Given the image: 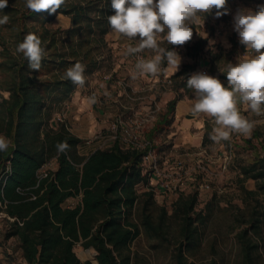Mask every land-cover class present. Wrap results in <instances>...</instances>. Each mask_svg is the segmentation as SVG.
I'll return each instance as SVG.
<instances>
[{
    "label": "trees",
    "instance_id": "16d2710c",
    "mask_svg": "<svg viewBox=\"0 0 264 264\" xmlns=\"http://www.w3.org/2000/svg\"><path fill=\"white\" fill-rule=\"evenodd\" d=\"M4 14L12 17L3 25L10 38L0 36V92L8 93V98L0 94V135L10 145L0 152V202L7 217L13 219H5V239L17 240L27 264H133L131 246L143 231L151 240L173 245L176 264H194L189 262V254L200 244V229L207 221L205 215L194 213L196 194L180 193L172 214L160 208L155 218V191L143 167L145 152L115 142L85 157L78 152L81 139L62 122L52 125L55 111L78 88L64 78L66 69L76 62L84 64L88 57V52L81 51L87 43L80 38L85 30L81 21L93 22L103 40L111 30L107 21L94 22L84 5L64 4L57 13L49 14L8 3L0 11V16ZM57 14L70 18L69 29L47 27ZM87 26L93 33L90 24ZM28 33L37 34L46 49L39 71H33L16 52ZM205 46L203 41L192 48L201 52ZM193 69L185 65L173 77L177 91L193 92L187 87L188 71ZM177 100L167 104L170 113ZM58 142L68 143L66 153L57 152ZM52 161L57 168H48L46 177L39 179L38 173ZM241 174L245 180L255 181V190L244 189L249 205H254L248 209L246 227L236 235L238 260L239 264H262L264 158L244 166ZM71 199H77L73 206L67 205ZM171 219L179 226L178 238L170 235ZM77 248L92 252V259L82 260Z\"/></svg>",
    "mask_w": 264,
    "mask_h": 264
},
{
    "label": "rangeland",
    "instance_id": "374dc122",
    "mask_svg": "<svg viewBox=\"0 0 264 264\" xmlns=\"http://www.w3.org/2000/svg\"><path fill=\"white\" fill-rule=\"evenodd\" d=\"M8 3L13 6L25 7V0H8ZM65 4L84 5L94 22L107 21L108 23V16L114 14L111 0H66ZM258 4H264V0H228L229 14L216 18L214 10L212 14L205 17L203 25H193L191 41L183 46H171L167 44L161 34L160 46L166 49L174 48L180 55L181 62L194 68L188 71L190 75L200 73L204 63L207 74L218 77L226 85L227 78L223 71L227 63L235 64L238 58H242L245 54V48L239 43L238 34L234 31L233 17L238 8L254 10ZM88 23L92 27L93 33L88 31ZM81 24L85 30L80 38L87 41L81 51L82 54L88 52V57L84 61L85 69L91 68L94 71L90 73L89 70H86L85 86L77 89L88 97L92 95L97 97L95 106L97 105L98 109L102 111L103 116L101 115L100 118L104 121L113 123L116 119L125 121L143 119L147 114L153 115L154 122L147 123L145 131L148 139L154 145L159 167L167 173H173L179 171L177 164L183 163L184 170L190 171V175L183 176V184L177 191L163 193L159 192L158 186L153 187L156 202L155 218L159 215L160 208H165L168 215H171L173 204L180 193H184V195L196 194L197 204L194 213L205 215L207 221L201 226L200 244L190 252L189 262L194 264H239L240 247L236 235L246 227L244 223L249 218L248 209L254 205V203L249 205L250 200L244 189L255 190V181L245 180L241 169L264 158V116H255L246 109V106H241L242 114L256 122L251 136L233 134L230 141L214 143L210 139L214 121L201 114V118H205L203 139H195L196 143H193L187 150L180 147L175 148L173 139L168 137L176 129L171 128L173 113L168 111L167 103L174 98L194 99V95L182 90L177 91L173 80L168 78L166 61L161 66L166 72L162 71L155 77L142 76L133 79L132 70L137 59L151 58L154 53L145 50L138 54L125 55L127 46L135 45L137 41L117 37L112 34L111 30L103 40L93 22L82 20ZM71 25L69 17L57 14L54 20L47 24V27L53 31H65ZM0 36L9 39L10 32L1 26ZM203 41L206 42L203 51L197 52L192 48L196 43ZM59 45L61 46V44ZM95 62L97 63L96 67H90ZM0 94L8 98V93L0 92ZM69 100L62 103L55 111L52 124L56 122L65 124V119L72 111L68 107ZM70 127L68 125V128ZM107 132L106 145L113 142L112 133L110 130ZM231 145L233 158L224 169V157L229 152ZM83 148L84 146L78 148V151L83 153ZM197 165L202 166L200 172L194 171ZM143 167L147 174L151 173L148 164L144 163ZM47 168L56 169V161H52ZM203 184L208 185L209 189H200L199 186ZM138 191L141 192L142 187H138ZM76 202L77 199H71L67 205L73 206ZM168 224L171 237L178 238L179 226L176 221L171 219ZM7 229L5 221H0V247L5 256L10 258L12 256H8L6 248L15 251L18 246L15 240L5 239ZM261 245V262L264 264V240ZM131 250L134 253L133 264H176L173 260L174 246L151 240L143 231L131 246ZM76 253L82 260L92 259L93 255L92 252H83L80 248L76 249Z\"/></svg>",
    "mask_w": 264,
    "mask_h": 264
},
{
    "label": "clouds",
    "instance_id": "9594fccd",
    "mask_svg": "<svg viewBox=\"0 0 264 264\" xmlns=\"http://www.w3.org/2000/svg\"><path fill=\"white\" fill-rule=\"evenodd\" d=\"M66 0H25V7L33 12L57 13ZM228 0H111L113 15L108 24L117 37L129 41L125 55L149 50L154 55L148 59H137L132 78L155 77L162 71L166 61L175 74L180 67L181 57L174 48L160 46L161 34L167 44L183 46L193 38V25H203L205 17L215 10V17L229 14ZM8 6V0H0V11ZM59 19V16H58ZM9 22V15L0 16V26ZM234 31L245 54L237 63L228 62L223 74L225 85L218 77L200 72L187 78V87L194 92L191 108L193 116L204 114L214 121L210 139L214 143L230 141L233 134L251 136L256 122L241 112V106L255 116H264V4L256 8H238L233 17ZM16 52L26 58L33 71H39L46 49L41 38L34 33L25 35L16 47ZM86 66L76 62L67 68L64 78L78 88L85 86ZM97 103V97L88 98ZM10 141L0 135V152L7 151ZM67 142H58L57 152L66 153Z\"/></svg>",
    "mask_w": 264,
    "mask_h": 264
},
{
    "label": "crops",
    "instance_id": "0c3cea01",
    "mask_svg": "<svg viewBox=\"0 0 264 264\" xmlns=\"http://www.w3.org/2000/svg\"><path fill=\"white\" fill-rule=\"evenodd\" d=\"M204 65L205 64L203 63L202 70H206V66ZM183 66L185 65L181 62L179 70L175 74L173 73V70L169 69L167 66L166 70L168 71V78L171 81L174 80L173 77L182 70ZM189 94L194 95V92ZM88 98L89 97L83 94L81 90L77 89L71 96L68 104V107H70L72 111H70L69 117L65 119V125L67 128L68 125L71 126L68 128L70 133L82 140V143L78 148L80 149V147L84 146V152H78L85 157H88L98 149H107L115 143L110 142L107 145L105 144L107 140L105 136L108 135L107 131L110 130L112 121L102 120L100 118L103 114L102 111L98 109L99 107L97 105L95 106V104L89 103ZM193 103L194 99L191 98H179L176 102L175 110L171 117V128H175L176 130L168 136L173 139L175 148L180 147L187 150L193 143H196L194 141L195 139L202 140L204 137L205 118H201V114L199 116L192 115L191 108ZM52 125L54 126L55 124ZM143 135L148 139L145 129ZM149 179L151 186L154 187L156 182L150 177ZM12 240H15L17 246L19 245L16 239ZM6 251L8 252V256L12 257L7 258L0 247V260L3 264H27L21 258V251L19 248L15 251L11 248H6Z\"/></svg>",
    "mask_w": 264,
    "mask_h": 264
},
{
    "label": "built area",
    "instance_id": "2783aa9c",
    "mask_svg": "<svg viewBox=\"0 0 264 264\" xmlns=\"http://www.w3.org/2000/svg\"><path fill=\"white\" fill-rule=\"evenodd\" d=\"M203 73H208L207 70H202ZM264 121V118H263ZM154 122V116L147 114L143 119H117L111 124L110 132L112 133V141L119 142L121 145L135 149L138 151L145 152L143 157V162L148 164L151 173H148L149 177L156 182L155 186L159 187V192H174L182 186L183 176L190 175V171L184 170V164L178 163L177 168L179 171L173 173H167L165 170L161 169L158 165L156 155L154 152L153 143L144 137L143 132L147 123ZM205 153V151H203ZM233 158V147H229V152L224 157L223 168L226 169L227 164ZM143 163V164H144ZM7 171H9V163H7ZM47 166L43 167L42 170L38 173V178H44L47 175ZM202 170L201 165H197L194 168V171L200 172ZM2 178V176H1ZM200 189H209L208 185H200ZM155 191V190H154ZM5 206L0 202V221L8 219L13 221V219L7 217L4 213ZM0 264H3L0 260Z\"/></svg>",
    "mask_w": 264,
    "mask_h": 264
}]
</instances>
